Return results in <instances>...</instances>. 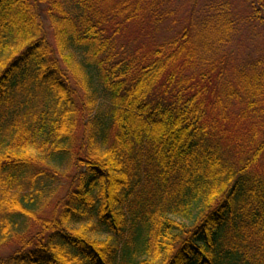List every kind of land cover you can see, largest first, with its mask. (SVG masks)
Listing matches in <instances>:
<instances>
[{"label":"trees","instance_id":"trees-1","mask_svg":"<svg viewBox=\"0 0 264 264\" xmlns=\"http://www.w3.org/2000/svg\"><path fill=\"white\" fill-rule=\"evenodd\" d=\"M171 2L0 0V264H264V54L227 50L264 0L125 40Z\"/></svg>","mask_w":264,"mask_h":264},{"label":"rangeland","instance_id":"rangeland-1","mask_svg":"<svg viewBox=\"0 0 264 264\" xmlns=\"http://www.w3.org/2000/svg\"><path fill=\"white\" fill-rule=\"evenodd\" d=\"M216 1L218 0H172L167 6V11H171L167 21L157 25L131 24L125 35V40L132 42L134 47H138L139 45L152 47L174 39L182 32L183 28L188 25L189 21L195 18L193 22L197 23L198 18L203 15L206 6ZM232 4L234 10L241 17H246L250 13L247 0H232ZM42 19L43 24H45L47 37L51 44L54 45L53 31L50 28V23L44 15H42ZM239 34V37L236 38V42L231 44L227 50L232 54L231 62L233 61L236 65L243 66L247 61L264 54V28L257 23V25L255 24L250 28H242ZM62 65L65 67L63 62ZM100 104L106 105L108 101L103 98ZM24 108V106H20V101L17 100L12 108L7 109L2 118L14 116L16 113H19L21 109L23 111ZM2 123L3 122L0 124ZM59 185V188H62V190L54 197L53 202L55 203L60 197L63 198L65 196L69 188L68 181L64 179H62ZM53 206L52 204V207ZM50 211L52 212V210ZM96 237L97 239L105 240L107 235L101 234ZM17 248V245L1 248L0 258H6L12 255Z\"/></svg>","mask_w":264,"mask_h":264}]
</instances>
